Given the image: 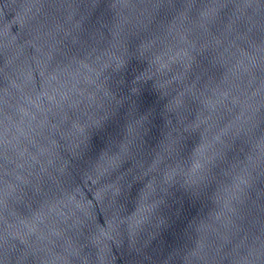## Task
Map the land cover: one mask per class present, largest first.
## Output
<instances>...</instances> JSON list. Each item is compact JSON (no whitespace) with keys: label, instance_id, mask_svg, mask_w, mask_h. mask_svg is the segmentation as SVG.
Returning a JSON list of instances; mask_svg holds the SVG:
<instances>
[{"label":"water","instance_id":"obj_1","mask_svg":"<svg viewBox=\"0 0 264 264\" xmlns=\"http://www.w3.org/2000/svg\"><path fill=\"white\" fill-rule=\"evenodd\" d=\"M0 264H264V0L159 36L2 144Z\"/></svg>","mask_w":264,"mask_h":264},{"label":"snow or ice","instance_id":"obj_2","mask_svg":"<svg viewBox=\"0 0 264 264\" xmlns=\"http://www.w3.org/2000/svg\"><path fill=\"white\" fill-rule=\"evenodd\" d=\"M101 146H103V145H101ZM131 150H133V146L130 145V144H127V143H125L123 146H121V147H119V148L116 149V151H119L122 154H124L126 152H129Z\"/></svg>","mask_w":264,"mask_h":264}]
</instances>
